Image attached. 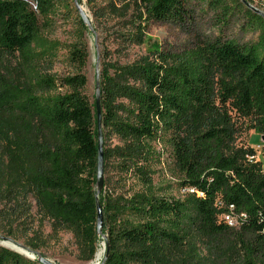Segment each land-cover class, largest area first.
I'll list each match as a JSON object with an SVG mask.
<instances>
[{
  "label": "trees",
  "instance_id": "obj_1",
  "mask_svg": "<svg viewBox=\"0 0 264 264\" xmlns=\"http://www.w3.org/2000/svg\"><path fill=\"white\" fill-rule=\"evenodd\" d=\"M97 21L114 19L116 40L142 46L152 23L184 21L197 6L220 35L196 49L153 47L130 63L99 51L104 214L98 236V132L95 96L87 94L88 45L73 0H0V234L19 239L49 222L70 233L82 262L102 264H264V149L238 141L264 137V15L243 0H87ZM75 19L80 37L53 33ZM237 20L244 38L225 39ZM247 37H249L247 39ZM247 39V40H246ZM67 69L64 73L58 67ZM162 150H157L158 147ZM173 159L180 196L153 183L152 164ZM127 178L140 186L122 191ZM237 222L230 225L225 217ZM227 247L232 255L219 256ZM0 264H43L0 247Z\"/></svg>",
  "mask_w": 264,
  "mask_h": 264
},
{
  "label": "rangeland",
  "instance_id": "obj_2",
  "mask_svg": "<svg viewBox=\"0 0 264 264\" xmlns=\"http://www.w3.org/2000/svg\"><path fill=\"white\" fill-rule=\"evenodd\" d=\"M243 1L254 11L264 15V0ZM79 2L91 19L97 34V41L95 36L90 31L84 34V39L87 42L89 54L86 68V75L88 79L87 94L92 101L95 94L96 85V42L99 47V51L103 52L104 50H107L108 57L112 60L122 63H130L137 60L141 56L146 55L148 51L155 46L163 51L181 52L184 50L196 49L206 43L212 42L221 34L217 20L212 15V13L203 12L199 7L192 6L190 8V16L186 17L184 21L168 20L152 23L148 29L147 37L142 46H131L124 48L125 45H122L120 41L116 40L114 35V33L116 34V32L120 30V25L117 23L118 21L114 19L97 21L93 11L87 5V0H79ZM108 2L109 0H97V5L102 7ZM75 23V19L69 21H63V19H60L59 25L57 26L56 31L53 33L52 38L64 44L75 42V40L81 36L80 31L75 26ZM240 25L241 24L235 20L224 29L223 37L225 39L238 40L244 38L242 32L240 31ZM248 38L249 37H247V39ZM66 70L67 69L64 67H58V71L61 73H64ZM238 142L239 144H245L254 148V150L257 152V157L261 158L264 149V137L262 135L257 134L255 131H250L246 133ZM118 144L119 141L116 138L107 140L104 138V150L113 148ZM157 150H162V148L159 146ZM151 168L153 170V183L158 190L164 189L162 193L173 196H180V194H183V191H181L177 186L178 176L176 175L173 159L170 157L169 153L165 151L161 163L158 165L157 161L155 164H152ZM104 179L105 181L109 180V183L116 188H120L122 186L121 182L118 183V177L116 173L112 172V169H109V171L107 170L105 172ZM138 189H140V186L137 184L136 180L132 178H127L125 180L124 188H121V190L125 192H131L132 190L134 191ZM37 220L38 219L35 220L33 225V230L35 233H30L28 235L21 229L22 234L27 236V238H33L32 241L34 244L39 245V250H37V253L41 254L53 264H95L96 256L93 261L87 263L78 259L77 246L73 236L70 233L60 232L54 234L49 222H44L43 226L40 228ZM0 235L8 237L4 234ZM11 239L19 242L21 245L25 246L31 251H34L26 245V238L19 240L15 238ZM102 246H105L104 242L99 244L98 250ZM0 247L10 250L13 248L15 250H20L11 243L2 240H0ZM223 250L224 253L220 255L219 258L223 259V262H226L227 257L230 256L232 258V255L227 247H225ZM23 252L26 253L24 250ZM24 256L30 258L27 255ZM103 257L104 254L102 258Z\"/></svg>",
  "mask_w": 264,
  "mask_h": 264
},
{
  "label": "water",
  "instance_id": "obj_3",
  "mask_svg": "<svg viewBox=\"0 0 264 264\" xmlns=\"http://www.w3.org/2000/svg\"><path fill=\"white\" fill-rule=\"evenodd\" d=\"M78 11V14L84 24L85 27L95 36L97 41V34L95 28L92 24L91 19L89 18L88 14L85 12L84 8L80 4L79 0H73ZM96 51H97V63H96V85H95V109L97 113V132H98V169H97V182H96V208H97V232L98 236H100L105 242L107 240V236L103 235V228H104V214L102 211V207L99 201V195L101 194L103 187H104V135H103V118H102V107H101V69H100V55H99V47L96 42ZM0 240L7 241L20 249V251H26L27 256L31 259H38L39 262L43 264H53L51 261L44 258L41 254L31 251L30 249L26 248L25 246L21 245L19 242L0 235ZM106 248V244H105ZM106 250V249H105ZM16 251L20 254L21 252ZM107 258V254L105 252L104 257L99 263L102 264Z\"/></svg>",
  "mask_w": 264,
  "mask_h": 264
},
{
  "label": "bare ground",
  "instance_id": "obj_4",
  "mask_svg": "<svg viewBox=\"0 0 264 264\" xmlns=\"http://www.w3.org/2000/svg\"><path fill=\"white\" fill-rule=\"evenodd\" d=\"M105 244V243H104ZM104 247L105 246H102L99 250H98V252H97V254H96V261H95V264L96 263H99L100 261H101V258H102V256H103V254H105L104 253ZM14 249V248H13ZM15 250V249H14ZM17 251H19V252H21L22 254H24V255H27V253H25V252H23V251H20V250H17Z\"/></svg>",
  "mask_w": 264,
  "mask_h": 264
},
{
  "label": "built area",
  "instance_id": "obj_5",
  "mask_svg": "<svg viewBox=\"0 0 264 264\" xmlns=\"http://www.w3.org/2000/svg\"><path fill=\"white\" fill-rule=\"evenodd\" d=\"M226 222H228L230 225L236 224V220L232 216H226L225 217ZM235 221V222H233Z\"/></svg>",
  "mask_w": 264,
  "mask_h": 264
}]
</instances>
